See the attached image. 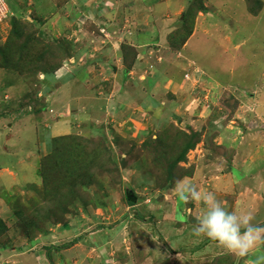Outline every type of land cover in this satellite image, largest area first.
I'll use <instances>...</instances> for the list:
<instances>
[{"label": "rangeland", "instance_id": "1", "mask_svg": "<svg viewBox=\"0 0 264 264\" xmlns=\"http://www.w3.org/2000/svg\"><path fill=\"white\" fill-rule=\"evenodd\" d=\"M7 3L13 15L0 24V264L24 260L13 251L21 248L22 217L39 230L25 238L65 230L54 239L53 264H243L193 233L203 205L179 200L173 189L188 178L202 193L233 192L218 179L229 171V148L244 145L249 163L240 166L257 183L264 178V0ZM123 44L136 47L126 60ZM170 60L178 77L169 83ZM126 62L136 65L130 74H122ZM121 93L125 105L116 112L110 99L122 100ZM105 143L118 165L92 155ZM64 148L85 153L80 170L88 173L84 187L68 183L63 198L44 190L39 163ZM55 200L63 204L49 210ZM70 250L72 263L63 257Z\"/></svg>", "mask_w": 264, "mask_h": 264}, {"label": "crops", "instance_id": "2", "mask_svg": "<svg viewBox=\"0 0 264 264\" xmlns=\"http://www.w3.org/2000/svg\"><path fill=\"white\" fill-rule=\"evenodd\" d=\"M164 9H166V8H163L160 10H164ZM157 10L160 11L157 8L154 9V11H157ZM236 48L237 47H235V49ZM169 63L172 64V63H174V61L170 60ZM170 64H169V66H171ZM174 64H172V66L170 68H168V69L173 70V71L169 72V74H171V75H168L170 78H167V75L165 78V80L169 81V83H170V81H172L174 79V77H178L177 76L178 75V72H177L178 69H177V71H174V68L178 67V65H176V64L174 65ZM129 72L130 71H125V69H123L122 74L123 73L124 74H130ZM123 76H124V78H126L127 75H123ZM159 80L160 79H158V81ZM174 80H176V79H174ZM69 93L76 94V92L73 90L70 91ZM121 95H122V93H121ZM114 97L115 98L110 99V100H113L112 106L115 105L113 108L107 102L104 104V106H105V108L107 107L108 110L110 108H112L114 111L116 110V112H117L118 106L120 108H122L125 105V99H124L125 97L122 95V100L120 99L121 98L120 96L115 95ZM106 114H107V112L105 113V115ZM110 116H112V115L107 114V117H110ZM109 119H108V121H109ZM109 123H111V121ZM223 151H224V149H223ZM247 152H248V148L245 145L243 146L242 149L229 148V151H227L226 154L231 155L232 157L230 156L229 161L226 162V165L230 168H229L228 173L225 176L221 175V177H219L218 183L220 186H222V188H225L226 190H230L233 192H226L225 191L226 193H224V192H223V194L219 193V194H216V196L220 201L223 202L224 205L227 204L226 207H227L228 211L236 210V211H240V212H252L251 213L252 215H253V213H255L256 215L254 216V220L256 221V224H258L260 226H264V221L260 220L261 218L264 220V212H263V208H262V206H264V178L259 180L257 183L255 181V179H256L255 175L256 174L252 173V171H247V167H248L247 164L249 163V160H244V158H246L245 155ZM221 157H223V156H221ZM233 158H234V160H233ZM262 160L264 161V156H263ZM244 161H245V163L247 162V164L244 166H240V164H242V162H244ZM235 163H237L238 165H236ZM233 165L236 166L237 168L234 167ZM222 171H226V169L225 170L223 169ZM1 173H6L8 175L10 174L9 176H14V174L7 169H3V171ZM237 173H239V177H238ZM252 183H253L252 186H254V187L251 186ZM255 183H257V184H255ZM38 187L40 188V186H38ZM238 188L239 189L243 188V190H241L242 192H239ZM253 204H254V206L250 207ZM255 217H257V218H255ZM58 228H60V229L57 230V229L53 228V229H48V230L41 232V233L38 232L37 236H35V237L32 236V238H25V236H23V240L19 245L21 248L17 249V247H16L13 250L14 256H16V257L18 256L19 258L22 257L24 259L22 261L20 260L19 264H24V262H25V264H53V262H55L57 260V259H55V257H56L57 251H58L56 249L57 245L55 244L54 239H56V240L59 239L58 236H59V234H61V231L62 232L65 231V230L63 231L61 229V227H58ZM14 234L19 236L18 232L15 231V229H14ZM101 243L104 245L106 244L103 242H101ZM48 246H51L52 249H49ZM261 246H262V248L258 247L256 250L257 254L254 255L255 259L258 256L264 255V245H261ZM46 248L49 249L50 251L47 250L45 252ZM1 250H3V252H2L3 257L1 260H3V258L7 260L6 254H7V252L8 253H10V252L7 251L6 248L5 249L1 248ZM11 252H12V249H11ZM71 252L73 253V250L72 251L70 250L68 252L63 253V257H68V258H66V262H68V263H72L75 261L74 258L69 257V256H71ZM48 254H49V256H48ZM228 254L230 255L232 253L228 252ZM74 255H76V254H74ZM74 255H72V256H74ZM49 258H50V261H49ZM238 258L241 259V260H239L240 262L243 259L241 257H238ZM255 259L254 258H252V259H250V258L245 259L244 258L243 264H255ZM237 263H238V259H237L235 264H237Z\"/></svg>", "mask_w": 264, "mask_h": 264}, {"label": "clouds", "instance_id": "3", "mask_svg": "<svg viewBox=\"0 0 264 264\" xmlns=\"http://www.w3.org/2000/svg\"><path fill=\"white\" fill-rule=\"evenodd\" d=\"M173 191L181 201L201 202L203 215L193 227V233L212 241L238 257L250 256L264 245V226L254 223L251 212L228 211L216 194L202 193L188 178L177 181ZM255 264H264V255L258 256Z\"/></svg>", "mask_w": 264, "mask_h": 264}, {"label": "trees", "instance_id": "4", "mask_svg": "<svg viewBox=\"0 0 264 264\" xmlns=\"http://www.w3.org/2000/svg\"><path fill=\"white\" fill-rule=\"evenodd\" d=\"M30 23H32V22H30ZM14 42H15V40H14ZM12 43L13 42L11 40L7 47H11V46L13 47ZM122 47H123L124 53H126V56L124 55L125 60L127 59V56L129 55L126 50L134 51V49L136 48V47H132L129 45H124V44L122 45ZM134 66H135L134 63L129 64L128 62H126V68L125 69H126V71H130L131 69L134 68ZM171 127L176 128L175 126H171ZM169 128L170 127L167 128L168 130L166 131V134H169ZM170 129H172V128H170ZM166 136H168V135H166ZM63 142L64 141H62V139H61V140L57 141V144L58 145L59 144L64 145ZM174 142H177V140H174ZM192 143L194 145L193 141H192ZM181 144H182V142H181ZM185 148H186V150H189L192 147H190L189 145H186ZM107 149L109 150V144L105 143L104 146L102 144V147L100 146L97 149L92 150L93 152L91 151V153H92V155L95 154L94 156L97 159H102V158L105 159L106 158L107 160L110 161V159H109V157H110L112 159V162H114L115 164L118 165V163L116 162V159H113V154H108L109 155L108 157L106 156L107 155V151H106ZM81 153L82 152L79 149L78 150L77 149H68V148H64V149H60V150L55 149L54 153H52L51 156L40 159L39 173L41 176V181L44 184V185L43 184L42 185L44 186L45 191L49 192V191H52L55 189L59 192V196L64 198L67 190L69 192V189L66 186L68 183L71 184V182H81L82 186L84 187L85 183L82 181V177L85 176V172H87V170H82V169L80 170V167L82 166V164H84L81 156L85 155V153H82V155H81ZM104 159H102L101 161L105 162ZM68 163L70 166H68ZM91 166L92 165L88 166V164H87V168H89ZM68 167L72 168V170L67 169ZM106 167L107 168L110 167L108 163H107ZM83 168L85 169V165ZM71 177H74L76 179H72L71 181H69V179ZM75 184L76 183H74L72 186H74ZM64 188L67 189V190H65V192H64ZM51 197H53V196H51ZM51 197L45 195L43 201H49L48 199ZM60 200H55L52 202L50 201L51 202L50 205L52 207H50L49 210H51V208L53 210H55L54 209L55 205L58 204L60 202ZM76 200H78V199H76ZM60 204L62 205L63 202L62 203L60 202ZM41 206H43V207H41ZM41 206H38L37 208L46 210V208H44V204H42ZM49 212H51V211H49ZM20 219L22 220V223H20V227L18 229H20L23 236L28 237V234L30 231L33 233H34V231H39L38 228L35 227L36 224H34L32 221H28V219H26L24 217H22ZM31 238H32V236H31Z\"/></svg>", "mask_w": 264, "mask_h": 264}, {"label": "built area", "instance_id": "5", "mask_svg": "<svg viewBox=\"0 0 264 264\" xmlns=\"http://www.w3.org/2000/svg\"><path fill=\"white\" fill-rule=\"evenodd\" d=\"M12 15L7 0H0V24L10 19Z\"/></svg>", "mask_w": 264, "mask_h": 264}]
</instances>
